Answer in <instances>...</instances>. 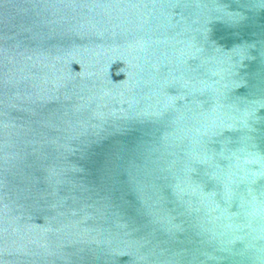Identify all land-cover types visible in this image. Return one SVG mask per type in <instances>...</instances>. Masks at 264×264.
Returning <instances> with one entry per match:
<instances>
[{
	"label": "water",
	"instance_id": "1",
	"mask_svg": "<svg viewBox=\"0 0 264 264\" xmlns=\"http://www.w3.org/2000/svg\"><path fill=\"white\" fill-rule=\"evenodd\" d=\"M0 264H264V0H0Z\"/></svg>",
	"mask_w": 264,
	"mask_h": 264
}]
</instances>
